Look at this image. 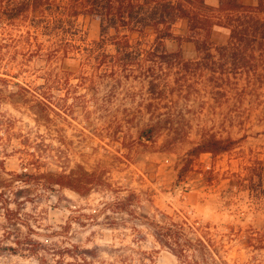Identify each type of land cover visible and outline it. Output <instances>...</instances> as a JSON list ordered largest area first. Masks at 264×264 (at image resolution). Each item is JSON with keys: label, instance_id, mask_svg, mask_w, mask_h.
<instances>
[{"label": "rangeland", "instance_id": "374dc122", "mask_svg": "<svg viewBox=\"0 0 264 264\" xmlns=\"http://www.w3.org/2000/svg\"><path fill=\"white\" fill-rule=\"evenodd\" d=\"M28 29L37 40L29 48L20 45L15 61L8 50L2 71L18 73L10 77L13 83L45 86L60 106L62 117L53 115L51 123L37 121L18 97L5 98L0 104V159L5 162L4 168L0 164L1 176L10 178L9 173L23 171L25 155L14 150L21 147L26 136L32 141L62 145L70 166L81 163L90 171L100 165L108 167L114 187L121 186L122 190L120 194L94 191L81 196L70 189L48 192L31 186L28 195L34 200L25 201L21 207L12 203L11 207L19 209L24 223L36 230L35 238L53 248L62 245L70 250L60 261L45 252L14 253L8 248L13 242L4 239V229L11 224L0 206V264H45L43 255L52 264H125L124 257L135 264H194V260L199 264H264V88L243 96L232 92L216 100L205 91L206 79H202L200 91H194L188 100L176 95L175 102H168L191 120L190 139L165 145L164 136L156 143L144 140L147 144H143L138 138V124L148 116H141V109L146 112L151 102L153 109L165 108L166 102L154 99L140 83L119 84L107 97L110 100H104L111 90L108 78L88 74L93 67L88 65L89 49L100 39V22L89 15L74 19L78 36L70 51L66 50L67 43L56 41L52 28L21 26L13 29L12 35L19 36ZM186 31L183 21L175 26L177 34ZM228 35L219 28L214 39L223 44ZM4 37L0 29V40ZM133 39L138 44V34ZM153 40L149 30L140 45L146 48ZM166 44L171 51L181 47L186 58L197 56L193 42L179 44L169 39ZM94 48L115 50L110 44ZM10 90L17 87L13 84ZM135 114L136 121L118 124ZM205 128L243 139L232 151L217 156L203 153L194 165L183 169L184 156ZM5 150L10 154L3 153ZM56 166L51 163L43 169ZM205 170H211L210 182L203 174ZM132 191L141 195L142 206L115 212L106 205ZM167 215L187 222V237L191 239L188 260L175 255L154 236L155 227L150 223L162 224ZM27 225L19 228L27 233ZM83 249L94 250L85 254Z\"/></svg>", "mask_w": 264, "mask_h": 264}, {"label": "trees", "instance_id": "16d2710c", "mask_svg": "<svg viewBox=\"0 0 264 264\" xmlns=\"http://www.w3.org/2000/svg\"><path fill=\"white\" fill-rule=\"evenodd\" d=\"M80 15L92 16L100 22V39L93 41L89 49L88 55L91 57L88 65L93 67L88 74H91L90 77L98 73L105 74L108 78L111 90L104 100H110L107 97L119 84L126 86L129 83H140L154 99L166 102L165 108L162 107L164 109H153L152 102L146 112L141 109L140 115L148 116L147 121L138 124V138L143 144H147L144 140L156 143L164 136L165 145H176L190 139L191 120L168 102H175L176 95L179 99L188 100L194 91H200L198 83L202 79H206L205 91L216 100L221 96L227 98L232 92L243 96L264 88V0H259L257 5L246 4L244 0H220L218 6L210 5L207 0H0V29L5 35L4 40H0V104L5 98L18 97L19 102L27 105L37 116V121L51 123L53 115L62 117L60 106L51 93L44 90L45 86L32 88L21 82L13 83L10 77L18 73L2 71L5 70L4 56L9 50L11 59L15 61L20 45L29 48L37 40V35L31 29L13 36L12 30L21 26L52 28L57 36L56 41L67 43L66 50L70 51V47H75L73 42L78 36V31L73 29L74 19ZM183 20L187 21V31L184 35L177 34L175 26ZM219 28L229 32L223 44L214 39ZM149 30L154 40L143 48L140 45L141 39L148 35ZM134 34H138V44L134 43ZM169 39H175L179 44L184 41L193 42L197 56L186 58L181 47L169 50L166 44ZM109 44L114 46V52L96 51L94 48ZM13 84L17 87L16 91L10 90ZM137 118V114L124 117L118 124L131 123ZM199 136V140L183 158V169L194 165L203 153L217 156L232 151L243 139L231 135L222 136L206 128L201 130ZM21 143V147L14 151L25 155L23 171L9 173L10 178H3L0 174V206L5 210L8 224H11L4 229V239L13 242L14 245L8 248L14 253L40 255L45 252L58 256L55 260L60 261L70 248L62 245L53 248L35 238L36 230L24 223L19 209L12 208L11 204L21 207L28 201L32 202L33 197L28 195L31 186L48 192L70 189L81 196H88L94 191L120 194L122 187H114L106 166L100 165L92 171L81 163L70 166L69 155H65L62 145L43 140L32 141L26 136ZM3 153L10 154L6 150ZM4 163L0 159L3 168ZM51 163L57 166L43 169ZM209 173L211 170L203 171L210 182L212 179L208 177ZM16 183L21 184L16 186ZM117 198L114 202L106 203L115 212L127 211L130 207L143 204L141 195L134 191ZM150 224L155 227L154 236L158 243L171 249L181 259H189L191 239L187 237L185 220L177 221L174 216L167 215L164 223ZM20 225H27L29 231L24 233ZM76 248L79 250V246ZM96 249L99 251V247ZM93 250L83 249L82 252L87 254ZM41 260L45 264H52L46 255ZM122 261L135 264L128 257ZM195 263L199 264V261L194 260Z\"/></svg>", "mask_w": 264, "mask_h": 264}, {"label": "crops", "instance_id": "0c3cea01", "mask_svg": "<svg viewBox=\"0 0 264 264\" xmlns=\"http://www.w3.org/2000/svg\"><path fill=\"white\" fill-rule=\"evenodd\" d=\"M207 2L210 4V5H213V6H218L219 3H220V0H207ZM244 2L246 4H249V5H257L259 3V0H244ZM183 22L185 24H187V21L186 20H183Z\"/></svg>", "mask_w": 264, "mask_h": 264}]
</instances>
